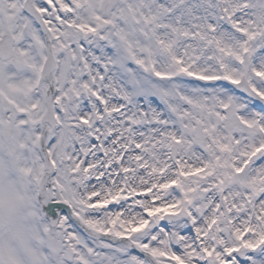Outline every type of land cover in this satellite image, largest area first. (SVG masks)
Here are the masks:
<instances>
[{
	"label": "snow or ice",
	"instance_id": "6c2138e0",
	"mask_svg": "<svg viewBox=\"0 0 264 264\" xmlns=\"http://www.w3.org/2000/svg\"><path fill=\"white\" fill-rule=\"evenodd\" d=\"M0 264H264V0H0Z\"/></svg>",
	"mask_w": 264,
	"mask_h": 264
}]
</instances>
